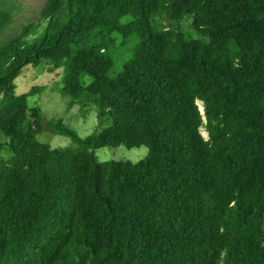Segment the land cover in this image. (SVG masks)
I'll use <instances>...</instances> for the list:
<instances>
[{"label": "trees", "instance_id": "16d2710c", "mask_svg": "<svg viewBox=\"0 0 264 264\" xmlns=\"http://www.w3.org/2000/svg\"><path fill=\"white\" fill-rule=\"evenodd\" d=\"M14 8L0 0V264H264V0H46L20 30ZM29 68L60 72L97 128L51 119L72 143L41 141ZM120 145L148 154L99 159Z\"/></svg>", "mask_w": 264, "mask_h": 264}, {"label": "rangeland", "instance_id": "374dc122", "mask_svg": "<svg viewBox=\"0 0 264 264\" xmlns=\"http://www.w3.org/2000/svg\"><path fill=\"white\" fill-rule=\"evenodd\" d=\"M15 6L17 30L28 21L37 20L46 0H10ZM155 26L159 29L170 26L167 19L157 16L154 19ZM13 30V29H12ZM11 30V31H12ZM88 78V77H87ZM61 73H43L36 75L34 68L26 69L17 79L19 94L29 92L33 87L46 86L47 89L29 98L31 107H39L45 120L43 121L44 130L39 134V139L49 143L54 147L67 146L72 143L71 137L54 133L47 122L51 119H62L65 124L76 131L80 136L90 135L98 126L97 110L95 107L81 109L79 105L71 110L67 109L71 97L64 95L58 90L61 86ZM89 81V80H87ZM57 88V89H56ZM204 136L207 132L202 129ZM148 154L146 146L128 148L124 145L117 147H104L97 149V155L101 161L106 160H131L137 162Z\"/></svg>", "mask_w": 264, "mask_h": 264}]
</instances>
